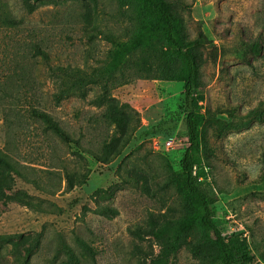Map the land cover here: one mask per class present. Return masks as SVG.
Instances as JSON below:
<instances>
[{
    "label": "rangeland",
    "instance_id": "1",
    "mask_svg": "<svg viewBox=\"0 0 264 264\" xmlns=\"http://www.w3.org/2000/svg\"><path fill=\"white\" fill-rule=\"evenodd\" d=\"M168 1L189 39L200 42L196 94L205 121L194 175L201 174L200 181L216 199L214 221L222 234L246 239L256 263L264 264L259 258L264 255V0ZM128 4L65 0L35 4L28 13L19 0H2L6 13L35 30L50 54L49 64L87 73L105 66L119 42L135 38L137 13ZM216 50L217 61L212 57ZM37 77L42 93L56 90L46 64L39 65ZM154 77L152 72L135 77L127 70L108 80L106 89L91 85L85 99L72 97L59 106L47 95L48 111L82 148L65 146L35 126L19 146L22 156L16 159L33 162L35 174L53 193L15 175L12 190L5 191L6 203L0 204V236L40 234L33 264H62L61 244L82 253L79 241L90 246L96 264H152L159 258L152 232L186 211L168 177L179 170L188 139L183 82ZM113 105L121 110L114 112ZM169 140L173 146L167 149ZM5 146L0 109V149ZM55 149L62 169L48 161ZM39 205L49 211H37ZM168 263L199 260L183 247Z\"/></svg>",
    "mask_w": 264,
    "mask_h": 264
},
{
    "label": "trees",
    "instance_id": "2",
    "mask_svg": "<svg viewBox=\"0 0 264 264\" xmlns=\"http://www.w3.org/2000/svg\"><path fill=\"white\" fill-rule=\"evenodd\" d=\"M19 1L23 10L32 13L37 7L35 4L61 3L65 0H33L34 4L30 3L31 0ZM125 1L137 13L135 38L119 42L105 66L87 73L79 67L49 64L50 54L37 40L35 30L26 26L22 18L6 13L0 0V109L6 137L5 148L0 149V204L6 203L5 191L12 190L15 175L43 192L53 193L51 186L41 182L35 174L36 170L31 166L33 162L25 158L27 164H23L16 159L22 156L19 146L26 140L32 126L41 128L65 146L74 144L82 148L81 141L75 139L48 111L47 95L52 103L59 106L72 97L85 99L86 90L91 85H101L106 89L108 80L127 70H132L135 77L152 72L158 77L155 79L183 82L182 109L188 139L179 170L168 177V182L176 187L183 198L186 211L178 218L160 223L152 232L160 245L159 258L152 264H169V258L183 247L189 248L199 264H260L256 263V256L246 239L238 236L228 239L222 234L214 221L216 199L200 181L201 174L194 175L197 156L202 149L201 127L205 121L200 105L202 98L196 94L201 67L196 46L200 42L189 39L182 21L173 12L172 2ZM201 38L204 39L202 34ZM252 50L256 55L260 53L257 46ZM151 55L154 58L152 61L148 59ZM212 57L218 60L217 50L216 54L212 52ZM40 64L47 65L49 77L56 85V90L50 94L42 93V83L37 77ZM112 110L118 112L121 108L113 105ZM56 152L55 149L48 161L51 166L62 169L63 159ZM64 171L69 188H72L75 185L72 177L66 168ZM36 207L37 211H49L41 205ZM79 243L82 253L66 242L61 244L58 254L64 253L62 264H96L95 257L88 254L90 246L83 241ZM41 245L40 234L32 237L23 234L0 236V264H33ZM259 258L264 263V255L259 253Z\"/></svg>",
    "mask_w": 264,
    "mask_h": 264
},
{
    "label": "built area",
    "instance_id": "3",
    "mask_svg": "<svg viewBox=\"0 0 264 264\" xmlns=\"http://www.w3.org/2000/svg\"><path fill=\"white\" fill-rule=\"evenodd\" d=\"M172 146H173V142L171 140L167 141L166 144H165V147L167 149H170Z\"/></svg>",
    "mask_w": 264,
    "mask_h": 264
}]
</instances>
